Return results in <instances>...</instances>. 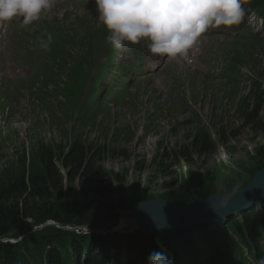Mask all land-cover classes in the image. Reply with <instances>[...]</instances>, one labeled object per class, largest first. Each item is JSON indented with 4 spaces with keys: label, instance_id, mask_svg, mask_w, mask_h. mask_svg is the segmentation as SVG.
I'll return each instance as SVG.
<instances>
[{
    "label": "rangeland",
    "instance_id": "1",
    "mask_svg": "<svg viewBox=\"0 0 264 264\" xmlns=\"http://www.w3.org/2000/svg\"><path fill=\"white\" fill-rule=\"evenodd\" d=\"M83 4L82 0H61L53 6L54 10L51 9L44 15L41 13V19L32 23L31 26L21 27L19 21L1 24L6 30V25L10 27L6 34L0 29V96L3 100V104L0 103V109H4L6 102L19 108L23 92L31 90L42 80L41 91L47 88L49 94L37 93L35 98L36 105L44 108L48 113L39 112L37 114L34 109L32 113L25 111L26 116L22 117L20 110L17 109L13 110L12 114H7L5 121H0V177L4 176L5 170L10 171L13 164L23 166L22 159L25 161L26 169L31 170L33 164L36 163L34 157L39 144L56 150L59 145L66 147L74 140H82L87 146L99 147L96 156L100 161L98 164L101 163L99 167L105 174L113 177V173H128L124 183L125 191L123 189L115 194L109 203H102L101 212L88 217L89 224L73 227V230L67 232L105 237H108L109 232L117 226L118 230L121 228L120 231L130 235L138 233L134 229L137 222H133L129 216H125V213H129L136 205L143 204V198L140 197L145 196H138L137 183L140 180L147 184V188L144 187L141 191L158 193L157 196L154 195V198L144 202L155 201L158 198L173 202L172 199L166 197V193L173 189L172 186H175L176 191L198 174L215 176L214 180L217 181L216 186L219 192L214 194L230 196L239 191L251 176L249 175L251 170H248L251 162L248 158L255 155L254 150L258 146L264 144V132L259 131L260 125L244 115L251 111L255 102L253 95L246 94L248 89L241 93L236 92L237 94L232 92L234 95H225L222 92L225 83L222 81L217 83L215 81L217 77L213 73L211 76L214 81L204 84V88L198 91L194 99V94H186L189 101L186 100L184 104L176 98L173 107L172 103L167 104V94L173 90L170 83L164 84L161 80H156L153 82L156 88L153 91L154 98L148 97V90L152 88V80H144L142 76L148 75L152 70L150 65L152 59L146 56L141 73L134 75L133 83L137 88L134 103L125 100L123 105L109 98L97 114L92 116L94 124L88 123L84 111L64 107V94H68L70 87L66 75L67 70L70 72L76 93L83 95L80 108L88 101L89 92L94 89V86L88 83L94 78L88 79L90 71L84 67L82 58L67 60L64 72L57 65L66 59L69 51L73 54V51L81 50L80 47L83 49L86 64L89 58L94 60V54L89 47L76 43L79 36L74 24L75 15L82 17L85 14ZM90 10H93V7ZM61 19L63 21L58 22ZM52 26L60 29L67 36L60 44L56 42L48 50H43L40 48V39L35 37V33ZM235 33L237 34L238 31ZM251 36V40H243L239 35L233 38L215 36L204 44L202 53L205 55L209 50L217 49V57L229 58L234 65L235 60L230 57L231 51L235 48L247 50L255 48L248 62L244 57L241 63H238L237 70L238 73H242L245 69L254 76L251 86L264 88V37L259 38L254 34ZM16 38L21 39L22 43H32L31 49L35 60L30 64L24 59L21 50L17 52L16 48L13 49ZM47 53L52 57L53 63L47 58ZM129 56L126 53V55H121L119 60L126 61L130 59ZM105 60L104 55L95 60V75L104 66ZM199 66L202 67V65ZM7 75H13V79H8ZM102 76V74L97 75V81H100ZM239 76L240 79L243 78V74ZM196 78L197 76H194V79ZM106 80L108 84L112 83L111 74L107 73ZM122 82L125 83V80L123 79ZM29 84L31 85L28 86ZM185 84L188 89L189 82ZM249 86L250 81L246 82V87L249 88ZM179 92H182V88ZM49 101L52 104L44 106ZM158 102L164 110L154 109ZM195 105L197 106L194 107ZM73 127H75L74 130ZM222 131L226 134L224 143L218 141ZM205 137H209L211 141H217L211 155L194 153L189 161L182 155L177 158L174 156L180 151L179 147L187 146L190 142ZM207 145L209 146L208 143L205 144ZM188 150L186 148L187 153H189ZM222 150L226 153L223 159L221 158ZM12 170L10 174H15L16 171ZM144 179L155 180L153 187L149 186ZM92 180V175H89V181L92 182ZM108 180L107 177L100 179L97 184L107 182L111 185L112 181L108 183ZM234 181L239 184L235 185ZM157 182L158 185L166 184V186H157ZM114 185L116 186V183ZM72 188H75L73 195L80 201L77 197L82 196L80 185L75 183ZM232 191H234L233 194ZM148 194L152 193H146ZM82 197L81 201L84 204L91 201L85 202L84 196ZM88 197L93 199L92 195ZM124 198H132L129 200L134 205H129ZM67 201L69 202V199ZM111 203L114 209L110 208ZM125 220L128 223H125ZM199 230L201 233V228ZM200 235L203 236L202 233Z\"/></svg>",
    "mask_w": 264,
    "mask_h": 264
},
{
    "label": "trees",
    "instance_id": "2",
    "mask_svg": "<svg viewBox=\"0 0 264 264\" xmlns=\"http://www.w3.org/2000/svg\"><path fill=\"white\" fill-rule=\"evenodd\" d=\"M261 2L262 0L255 2V8L264 15V11L260 9ZM62 34L60 32L57 41L59 44L63 41ZM252 94L255 105L244 115L256 121L260 125L259 131L264 132V90L258 88ZM225 136V132L222 131L218 141L224 143ZM206 143L209 146H205ZM216 144L217 142L211 141L209 137L196 139L187 146L179 147L180 151L174 156L177 158L182 155L189 161L194 153L211 155ZM98 148L87 146L82 140H74L66 147L59 145L56 150L39 144L34 157L36 163L31 170L26 169L25 161L22 159L23 166L13 164L10 168L11 170L15 168V174H10L9 169L3 172L4 176L0 177V264H113L110 256L113 248L115 264H121L118 261L124 254L129 264H139L141 258L146 262L149 259V250L162 253V249H165L163 254L168 260L175 258L185 264H200L201 247L205 249L208 258L214 261L217 256L226 255L225 249L231 250L228 240L232 239L234 233L244 238L248 235L255 240L258 237L255 225L264 226V202H259L252 209L242 213L239 218L233 217L226 223L220 222L212 226H196L187 232H158L145 235L109 233L108 237H105L67 232L52 226L31 234L18 244L1 241L5 238L18 239L48 221L71 227L89 224L88 217L99 214L102 203H109L115 194L123 189L125 191L124 183L128 173H113V177L105 174L99 167L101 163L98 164L100 162L96 156ZM186 148L189 149V153L186 152ZM254 151L255 155L248 158L251 162L248 168L251 170L250 179L239 190L246 187L258 171L264 169V144ZM60 166L65 170V175ZM89 175H92V182L89 181ZM106 177L109 178L108 183L112 181L111 185L107 182L97 184L98 180ZM214 177L209 174L194 175V179L191 178L188 184L178 190L175 191V186H172L173 189L166 193V197L175 203H197L206 200L215 192H219ZM153 181L155 180L150 179L148 185L153 187ZM234 182L235 185L239 184L237 181ZM75 183L80 185L85 202L91 201L84 204L75 198L72 188ZM156 184L160 187L166 186L158 185V182ZM89 195H92L93 199H89ZM154 195L157 196L153 193L140 198H143L144 202L154 198ZM161 195L164 197L162 193ZM66 199H69V202ZM129 199L124 198L129 205H134ZM110 208H115L113 203ZM199 228L203 236L200 235ZM193 233L200 239L196 240L191 236Z\"/></svg>",
    "mask_w": 264,
    "mask_h": 264
},
{
    "label": "clouds",
    "instance_id": "3",
    "mask_svg": "<svg viewBox=\"0 0 264 264\" xmlns=\"http://www.w3.org/2000/svg\"><path fill=\"white\" fill-rule=\"evenodd\" d=\"M246 0H95L98 23L109 35L107 42L117 51H128V44L145 38L153 55L182 58L192 62L190 53L210 28H231L244 22ZM54 0H0V24L21 17V27L41 19L51 10ZM41 38L40 48L48 50L53 36ZM226 153L221 151V158ZM150 264H171L163 253H152ZM257 264H264L261 259Z\"/></svg>",
    "mask_w": 264,
    "mask_h": 264
},
{
    "label": "water",
    "instance_id": "4",
    "mask_svg": "<svg viewBox=\"0 0 264 264\" xmlns=\"http://www.w3.org/2000/svg\"><path fill=\"white\" fill-rule=\"evenodd\" d=\"M258 201H264V169L256 173L247 187L230 196L214 194L197 203H175L160 198L136 205L129 212L140 234L188 231L196 225H213L237 216Z\"/></svg>",
    "mask_w": 264,
    "mask_h": 264
},
{
    "label": "bare ground",
    "instance_id": "5",
    "mask_svg": "<svg viewBox=\"0 0 264 264\" xmlns=\"http://www.w3.org/2000/svg\"><path fill=\"white\" fill-rule=\"evenodd\" d=\"M145 182H148V181L145 180ZM144 186L147 188V184L144 183ZM146 193H152V194H153L154 192H152V191H149V192H148V191H144V190H143V191L139 190L138 195L144 196V195H146ZM157 194H158V193H157ZM126 215L129 216L130 219L133 220V222H136V221H135V218H133V214H132L131 212H129V213H127V214L125 213V216H126ZM124 222H125V223H128V221H126V220H125ZM130 222H131V221H130ZM126 225H127V224H126ZM136 226H137V223H136L135 228H134L135 230L137 229ZM125 228H126V227H125ZM120 229H121V228H119V230H120ZM260 231H261V225H259V226L257 227V232H260Z\"/></svg>",
    "mask_w": 264,
    "mask_h": 264
}]
</instances>
